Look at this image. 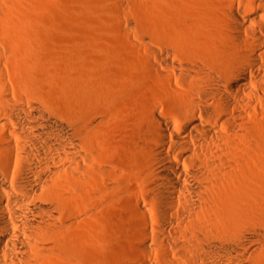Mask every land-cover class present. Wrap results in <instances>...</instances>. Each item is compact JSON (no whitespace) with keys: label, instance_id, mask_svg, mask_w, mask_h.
<instances>
[{"label":"bare ground","instance_id":"obj_1","mask_svg":"<svg viewBox=\"0 0 264 264\" xmlns=\"http://www.w3.org/2000/svg\"><path fill=\"white\" fill-rule=\"evenodd\" d=\"M114 2L116 9L128 3ZM140 4L135 3L137 13ZM20 6L18 0H0V30L7 36L0 38V78L8 64L22 63L3 54L20 53L18 38L26 33L14 27L31 25L30 7L18 19ZM213 6L212 0H151L152 8L148 4L143 11L151 23L141 26L156 36H143L137 45L147 54V69L139 76L126 73V87L104 94L97 83L91 93L86 74L76 72L79 107H88L72 119L36 91L28 101L22 94L11 99L2 82L0 264H88L56 240L68 227L94 225L90 218L104 198L120 199L123 191L132 193L133 217L143 221V227L136 223L135 248L143 254L133 258L136 264H150V243L166 250L167 264H251L249 256L264 241V208L246 209L239 201L249 198L251 163H263L264 156V0H228L218 11ZM136 93L147 98L146 123L134 143L127 182L125 168L98 147V132ZM91 94L96 106L82 105ZM161 104L165 113L159 112ZM258 174L263 177L264 170ZM137 186L145 201L157 203L154 227L134 194ZM204 207L219 213L226 230L208 224ZM78 237L82 241L85 234Z\"/></svg>","mask_w":264,"mask_h":264},{"label":"rangeland","instance_id":"obj_2","mask_svg":"<svg viewBox=\"0 0 264 264\" xmlns=\"http://www.w3.org/2000/svg\"><path fill=\"white\" fill-rule=\"evenodd\" d=\"M114 1L116 0H18L19 6L21 4L24 7L20 6L18 9L16 13L18 19H22L26 8L30 7L31 25L22 29L17 24L14 28L17 31L25 30L24 39L18 40L22 42L21 46L26 43L32 49L28 52L24 47L18 46L20 53L15 55L11 51L3 50L7 58L13 60L18 57L22 63L20 66L8 64L5 67L4 77L0 78V106L6 102L3 91V83H6L11 99L17 100L19 98L17 95L22 94L23 99L28 101L34 98L33 92L36 91L59 115L65 119H72L82 115L88 107L82 109L79 107L74 82L76 72L86 74L84 78L88 80L91 93L96 92L94 84L97 83L104 94V89L107 93L121 89L126 73L139 76L142 68L147 69L142 60L147 54L143 50L140 51L137 45L142 44L143 36L149 41L156 36L152 29L141 26L145 21L148 23L150 20L151 23L150 17L148 20L144 19L147 5L149 4L148 10L152 8L151 0H127L125 7L120 9H116ZM212 1L217 11L219 8L223 10L228 3V0ZM135 3L140 4L137 5L139 8H143L146 3L144 8L146 12L141 8L139 10L142 12L138 8L139 13L135 12ZM141 13H144L143 16L138 15ZM119 20L125 22L124 26L118 25ZM4 37H7L6 33L0 30V38L3 40ZM129 99L130 104L129 100L124 101V107L114 111L98 132V147L112 163L125 168L127 182L132 181L130 176H133V171L129 166L132 161L134 163L136 157L134 143L138 139L141 125L146 123L147 110V98L140 93L132 95ZM89 102L96 106L93 95L91 98L89 96L81 100L82 105ZM166 107L165 104H161L159 112L165 113ZM1 119H4L3 115ZM260 121H264V118H260ZM5 122L8 123L9 120ZM262 140L264 142V139ZM253 153H257V150L254 149ZM250 166L252 171L248 175V184L246 183L249 198H245L244 201L240 199L239 206L246 209L252 206L264 208V174L263 177L258 174V169L264 170V156L263 163L256 158ZM135 191L134 194L141 198L143 208L149 213L153 227L156 226L158 220L156 217L159 215L156 201L154 199L145 201L138 186ZM131 194L130 191H123L120 193V199H116L114 194L107 195L103 200V206L90 218L94 225L84 227L80 224L74 228L68 227L66 233L56 242L75 255L81 263L136 264L133 258L143 257L142 252L135 248L138 242L135 236L136 223L143 227V221L133 217L129 204ZM247 199L250 201H246ZM203 209L208 224L226 230L220 226L219 213H211L207 207ZM249 218V222L255 224V218L251 216ZM80 234H85L82 241L77 239ZM259 246V252L249 256L251 264H264V241ZM148 247L151 255L150 264L168 263L163 247L152 243ZM167 250L174 253L171 249ZM180 263L184 264L182 260Z\"/></svg>","mask_w":264,"mask_h":264}]
</instances>
